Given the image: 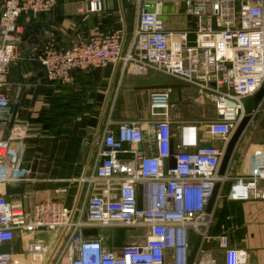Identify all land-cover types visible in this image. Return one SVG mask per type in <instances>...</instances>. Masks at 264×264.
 <instances>
[{
	"label": "built area",
	"instance_id": "1",
	"mask_svg": "<svg viewBox=\"0 0 264 264\" xmlns=\"http://www.w3.org/2000/svg\"><path fill=\"white\" fill-rule=\"evenodd\" d=\"M182 6L188 26L167 29L163 4ZM57 0H4L0 13V111L9 107L3 91L8 65L24 28L21 15L48 14ZM134 19L127 46L119 30L92 35L61 45L49 39L42 44L38 62L47 81L65 85L78 70L106 68L121 63L122 69L145 74L149 70L170 76L195 88L215 108L206 122H180L172 150L174 121L166 90L150 94L149 120L114 121L108 117L95 143L90 170L80 177L86 186L76 215L52 199L32 204L24 195L0 196V264H24L13 258L10 242L16 232L64 231L67 237L47 264H187V232L201 237L192 264H217L212 255H201L212 215L207 210L218 184L226 143L245 116L243 101L253 96L264 81V0H134ZM101 9L91 0L88 11ZM150 127L153 154L140 147L146 142L143 125ZM223 145H214L211 141ZM209 142L208 146H200ZM19 136L0 140V184L18 181L29 168L23 165ZM259 153H256L258 155ZM173 157L174 166L169 158ZM167 164L164 172V164ZM264 180V160L254 164L248 176L236 178L230 197H264L257 183ZM101 185L99 194L89 193ZM139 188V193L137 187ZM115 190V193L111 192ZM124 227L145 234L142 244H128L115 254L99 238L82 230ZM223 251L222 264H245L247 254L229 247L228 237H216ZM24 250L31 261L44 264L48 247L28 241Z\"/></svg>",
	"mask_w": 264,
	"mask_h": 264
},
{
	"label": "crops",
	"instance_id": "2",
	"mask_svg": "<svg viewBox=\"0 0 264 264\" xmlns=\"http://www.w3.org/2000/svg\"><path fill=\"white\" fill-rule=\"evenodd\" d=\"M90 1L57 0L51 13L21 15L18 19L24 32L5 76L3 91L10 104L0 111V140L20 137L22 161L29 168L30 177L21 194L25 196L24 204L28 210L35 202L52 199L76 215L86 191L80 177L92 166L95 143L108 117L116 122L149 120L150 94L157 90H166L170 99L176 96L178 103L183 101L184 106L199 108L202 104L201 99L194 96L195 88L154 70L145 74L124 70L120 62L104 69L75 71L69 84L47 81L38 62L46 40L52 38L61 45H69L92 35L119 30L124 48L127 46L134 19V0H100L101 9L96 12L87 10ZM3 2L0 0V13ZM129 7L132 8L130 25L125 14ZM162 10L167 29L188 26L182 6L175 7L166 2ZM150 86L165 88L150 89ZM199 96L203 97L200 93ZM142 129L146 142L139 148L147 155L153 154L155 148L150 140V127L144 124ZM175 139L173 151L179 150ZM210 143L218 145L216 140ZM262 160L264 96L240 133L224 171L219 173L220 166L218 169L226 180L216 186L208 210L212 215L208 238L200 250L201 255H212L217 264H222L223 251L219 249L216 237L222 234L228 237L229 247L246 252L245 264H264V197H230L234 180L250 175L254 164ZM257 186L264 191V180ZM100 192L101 185L89 189L91 194ZM66 237L64 231L16 232L10 242L13 258L24 264H37L31 261L24 247L28 241H41L48 247L44 262L47 264ZM87 237L101 239L103 246L115 254L121 251V247L113 245L109 235ZM144 240L143 232L126 229V244H142Z\"/></svg>",
	"mask_w": 264,
	"mask_h": 264
},
{
	"label": "water",
	"instance_id": "3",
	"mask_svg": "<svg viewBox=\"0 0 264 264\" xmlns=\"http://www.w3.org/2000/svg\"><path fill=\"white\" fill-rule=\"evenodd\" d=\"M132 8H126L125 9V14H126V21L130 25L132 22ZM128 28H130L128 26ZM150 89H163L165 86H150ZM264 96V81L262 83L261 88L251 97L246 98L243 101V107H244V112L245 116L243 119L240 121V123L237 125L235 130L233 131L231 137L229 138L228 142L226 143L224 154L221 158L220 162V169L219 173H222L226 167V164L228 162V159L230 157V154L233 150V147L236 143V141L239 138L240 133L242 132L243 128L247 124L250 116L252 113L256 110L258 107L259 102L262 100ZM209 142H202L200 146H208ZM170 161V166H174V159L173 157L169 158ZM167 169V164H164V172H166ZM34 170V167L31 168V171ZM27 177V173L23 172L18 181H10V182H5L4 184L1 185L2 191L0 192V196H4L5 200H8L9 197L12 196H19L24 192L25 188V179ZM139 186L137 187V191L139 193ZM213 197L211 198L209 205L207 207V210H209L211 203H212ZM125 232L126 229L124 227H101V228H88L82 230V234L85 236L88 235H102V236H111L113 245L116 247H125L128 244L124 242V237H125ZM201 244V237L199 235L194 234L192 231L187 232V264H192L194 261V258L200 248ZM13 249V248H12ZM9 250V245H3L0 247L1 252H7Z\"/></svg>",
	"mask_w": 264,
	"mask_h": 264
},
{
	"label": "rangeland",
	"instance_id": "4",
	"mask_svg": "<svg viewBox=\"0 0 264 264\" xmlns=\"http://www.w3.org/2000/svg\"><path fill=\"white\" fill-rule=\"evenodd\" d=\"M52 39V38H51ZM55 41V39H52ZM196 98H200L202 101L201 107L193 108L190 106H184L183 101L176 100V96L171 97L170 99V115L172 120L174 121V127L176 131L173 132L174 137L177 136L178 124L180 122H206L208 120H212L215 116V108L213 103L208 100L205 96H199V92L195 91ZM218 145H223L222 142L217 141Z\"/></svg>",
	"mask_w": 264,
	"mask_h": 264
}]
</instances>
